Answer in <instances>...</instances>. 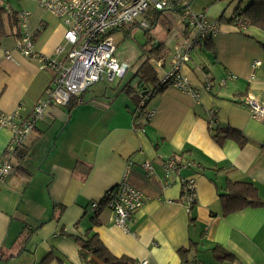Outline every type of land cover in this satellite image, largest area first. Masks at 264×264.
Segmentation results:
<instances>
[{
  "label": "crops",
  "instance_id": "0c3cea01",
  "mask_svg": "<svg viewBox=\"0 0 264 264\" xmlns=\"http://www.w3.org/2000/svg\"><path fill=\"white\" fill-rule=\"evenodd\" d=\"M184 2L189 8L193 0ZM248 3L203 0L199 6L198 13L219 26L210 45L194 50L181 66V74L199 93L197 100L166 87L136 115V105L116 86L90 96L86 91L70 114L63 106L46 109L24 140L13 173L0 183V264H40L47 255L52 257L47 264H85L80 241L92 234L113 256L128 257L134 264H264V205L224 215L219 199L228 182H247L264 202V126L240 104L248 95L264 104V30L249 26L239 32L229 21ZM0 6L27 14L17 28L21 35L40 31L33 44L36 53L53 57L64 43L62 22L35 2L0 0ZM3 21L0 112L12 113L22 104L19 116L24 120L50 86L52 72L16 51L18 39L6 14ZM180 23L182 28L173 26L172 47L149 61L156 75L169 70L174 48L186 36ZM256 61L259 65L252 69ZM211 110L218 127L238 133L242 145L235 139L214 140L207 122ZM11 136L0 129V153ZM170 158L190 166L164 176L162 163ZM145 162L152 165L150 175L142 169ZM128 163L127 182L144 203L124 231L101 201L120 182ZM188 179L194 180L197 193L189 213L183 199ZM93 202L100 203L97 214L90 210ZM215 247L222 250L216 253ZM222 251L234 258L222 259Z\"/></svg>",
  "mask_w": 264,
  "mask_h": 264
},
{
  "label": "built area",
  "instance_id": "2783aa9c",
  "mask_svg": "<svg viewBox=\"0 0 264 264\" xmlns=\"http://www.w3.org/2000/svg\"><path fill=\"white\" fill-rule=\"evenodd\" d=\"M45 12L59 19L65 27L63 41L54 50L53 57L38 54L33 49L32 36L26 33L17 41L16 51L25 58L38 62L41 70L52 72V81L46 88L43 97L33 106L29 115L20 119L23 105L19 104L12 113L0 112V129H8L11 139L7 147L0 153V183H3L14 171V162L17 159L26 137L33 131L46 109L51 105L65 107L72 98L81 103L80 95L91 86L103 81L112 83L122 79L129 66L119 64L115 58L116 45L114 34L123 29L135 27L146 30L149 28L148 15L151 13L170 11L179 13L183 9L184 0H31ZM27 14L19 15L22 23ZM232 20L240 25L235 15ZM186 36L174 48L169 70L156 75L157 83L162 87H174L183 93L190 94L195 100L199 93L193 91L186 78L181 74V66L187 62L194 50L205 46L218 32V22L211 21L204 13L198 15L183 12ZM41 28V27H40ZM6 59H11L9 52H5ZM59 57H62L59 59ZM160 67L161 61H155ZM259 62L252 64L255 69ZM233 77H228V79ZM227 79L220 80L225 86ZM209 80L204 85L209 90ZM152 93L144 95L140 107H145L152 97ZM245 107L251 117L264 126V104L253 96H246L240 103ZM153 111L147 112L149 119ZM209 128L217 122L216 112L211 110L207 114ZM190 163L170 158L162 163L164 176L171 170L179 167H189ZM130 164H126L120 182L103 196L101 203L113 213L115 226L129 231L128 222L139 210L143 203V195L131 187L127 182ZM146 175L153 173L152 165L148 162L142 164ZM197 193L193 179L184 182V203L189 213L196 203ZM100 203L93 202L90 210L97 214ZM139 264H147L141 261ZM186 264H194L186 262Z\"/></svg>",
  "mask_w": 264,
  "mask_h": 264
},
{
  "label": "trees",
  "instance_id": "16d2710c",
  "mask_svg": "<svg viewBox=\"0 0 264 264\" xmlns=\"http://www.w3.org/2000/svg\"><path fill=\"white\" fill-rule=\"evenodd\" d=\"M5 14L11 25V34H13V36L19 40L21 38V34L19 33L17 28L18 25L21 24L19 15L16 13H11L10 11L7 12L5 8L1 6L0 39L6 36L3 21V15ZM161 15L162 12L151 13L150 15H148L147 19L150 22L149 28L151 26H155L158 22H162L164 30L168 33V35L171 36V38H173V26H171V24L163 22V20L161 19ZM235 15L239 18L240 25H236L235 23H233L232 17L229 19V21L238 28L239 32H241L244 27L249 26L264 30V0H249L247 7L239 13L236 10V13L233 14V16ZM135 30L136 28L132 27L129 29H123L122 32L123 34L127 33L128 35H130ZM144 31H146V35L149 38V46L146 49L142 48V55L140 57L142 58V60L140 65L135 69V72L130 80L121 87V91L132 101L133 104L136 105V115L137 113H141L145 108L139 106L144 95L149 93H152V95H157L165 90V87H162L157 83L156 73L154 72L153 68L148 65V62L150 59H160L163 57L166 51L167 41L154 43L153 38H151V36H149L148 34V29ZM39 36L40 31H37V33L32 36L33 44ZM210 43L211 39L205 43V46L208 47ZM261 47L264 49V45H261ZM82 95H80V99ZM78 105H80V103H78V100L76 98H72L65 107L70 114ZM209 129L214 132L213 138L218 142L229 138L238 140V143L240 145L244 143V141L240 138V135L238 136V133L232 131V129L229 128L218 127L217 122L212 128ZM17 158L20 159L19 154ZM219 199L224 215L243 210L247 207H259L264 205V202H262L257 196L256 188L252 184L247 182H228L225 192L219 195ZM56 208L57 207H54L55 211ZM214 250V252L217 253L222 249L219 247H215ZM79 257L85 264H96L92 259H89V257L100 261L102 264H134V262L128 257L117 258L113 256L102 244L96 234H92L85 240L80 241ZM221 257L222 259L229 260L234 258L230 253L225 251H222ZM51 258L52 257L50 255H47L40 264H47L49 260H51Z\"/></svg>",
  "mask_w": 264,
  "mask_h": 264
},
{
  "label": "rangeland",
  "instance_id": "374dc122",
  "mask_svg": "<svg viewBox=\"0 0 264 264\" xmlns=\"http://www.w3.org/2000/svg\"><path fill=\"white\" fill-rule=\"evenodd\" d=\"M203 0H193L189 8L182 9L179 13H174L170 11L162 12L161 19L163 22L171 24L174 29L182 28L180 22H183V12H190L192 14L198 15L199 6L202 4ZM206 1V0H205ZM227 15V14H226ZM231 15V14H230ZM229 15V16H230ZM150 23V22H149ZM152 25V24H151ZM163 23L158 22L155 26L148 28V34L153 38L154 43L167 41L166 49H170L173 45V40L170 35L164 30ZM114 41L116 45L115 58L119 64H127L129 66L127 72L122 79H116L115 82H101L96 86H91L86 94L89 96L100 89H112L116 86H123L126 82L130 80L135 72V69L140 65L142 58V48H147L149 46V38L146 35V31L141 29H136L130 35L123 34V32H118L114 34ZM150 61V60H149ZM149 65V62H148Z\"/></svg>",
  "mask_w": 264,
  "mask_h": 264
},
{
  "label": "water",
  "instance_id": "95a60500",
  "mask_svg": "<svg viewBox=\"0 0 264 264\" xmlns=\"http://www.w3.org/2000/svg\"><path fill=\"white\" fill-rule=\"evenodd\" d=\"M188 7V6H187ZM187 7H183V9H186Z\"/></svg>",
  "mask_w": 264,
  "mask_h": 264
}]
</instances>
